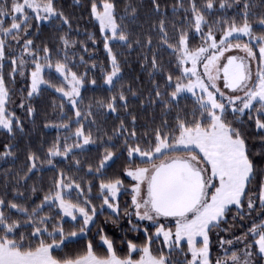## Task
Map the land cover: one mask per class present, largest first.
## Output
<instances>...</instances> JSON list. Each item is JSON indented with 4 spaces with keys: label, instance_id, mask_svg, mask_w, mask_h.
I'll return each mask as SVG.
<instances>
[{
    "label": "snow or ice",
    "instance_id": "obj_1",
    "mask_svg": "<svg viewBox=\"0 0 264 264\" xmlns=\"http://www.w3.org/2000/svg\"><path fill=\"white\" fill-rule=\"evenodd\" d=\"M151 6L161 16L155 48L151 35L144 41L134 38L130 25L135 23L138 6L130 0L119 14L116 0H90L89 16L98 24L110 64V68L101 64L103 83L98 84L95 78L87 79L91 69L74 70L75 52L70 55V50L77 41L70 35L72 23L54 0L0 2V130L10 136L17 129L23 131L21 120L9 108L10 85H15L17 76L29 82L26 97L22 90L20 107L25 99L52 89L61 96V113L66 100L76 117L74 130L70 116L56 125L67 135L62 140L57 134L43 159L28 152L26 170L16 173L11 196L7 191L0 194V264H253V255L264 259V182L258 193L250 190L256 166L242 128L246 118L264 141V12L253 11V0H175L172 15L182 9L183 16L178 28L173 24L176 32L170 36L160 0H151ZM230 9L235 12L229 14ZM43 22L59 24L61 29L67 26L58 36L56 51L62 56L54 58L47 43H35L32 30L38 31ZM197 37L200 42L193 45ZM87 39L96 45L94 34ZM79 43L84 52L89 51L84 41ZM133 45L149 48L151 59L145 54L143 62L150 64V77L160 76L151 80L148 103L159 105L164 118L143 132H138L136 114L128 110V96L137 92L131 86L125 91L115 51L131 50ZM158 50L171 57L167 67L158 60ZM79 63L89 61L81 55ZM91 67H97L95 60ZM86 83L108 95L81 107ZM189 98L193 106L181 114L180 101ZM121 110L129 119L120 115ZM173 110L176 116L170 123L167 115ZM26 111L34 114L31 103ZM112 114L119 123L109 133L97 121ZM93 126L99 135H93ZM98 141L103 149L98 159L82 165L77 150L89 152ZM4 149L0 159L15 156L12 145L5 144ZM257 154L264 155V144ZM119 160H123L119 171L108 176L107 170ZM38 161L53 169L64 161L74 167L60 168L46 191L33 185L26 195L21 182L40 170ZM85 166L88 180L79 175ZM94 180L99 182V207L91 195ZM38 191L43 195L35 197ZM125 194L131 200L121 210L120 196ZM257 200L261 218L242 237H234L244 243L243 253L231 247L233 239L218 236L223 255L213 261L210 234L227 223L234 210L243 219L245 201L247 215L257 211ZM105 206L111 210L105 223L125 233L120 242L126 251L120 254L114 240L99 228L96 235L102 252L91 240L82 252H66L74 238L86 237ZM141 232L142 243L127 235ZM154 244L160 247L154 250ZM175 253L183 260L173 259Z\"/></svg>",
    "mask_w": 264,
    "mask_h": 264
},
{
    "label": "trees",
    "instance_id": "obj_2",
    "mask_svg": "<svg viewBox=\"0 0 264 264\" xmlns=\"http://www.w3.org/2000/svg\"><path fill=\"white\" fill-rule=\"evenodd\" d=\"M2 2V0H0ZM58 9L62 10L65 15H67L72 23L71 37L77 41V46L75 49L70 50V55L72 52H75V62L77 67L74 69L80 73L85 71V68L91 69L88 72L87 79L95 78L98 84H102V73L100 71L101 64L105 68H110V64L107 60V55L103 49L102 39L100 38V33L98 31V24L91 20L89 16L90 11V0H54ZM129 2V0H116L117 3V12L122 13L125 3ZM130 2L136 6H138V13L136 16L135 23L130 25L131 30L135 36H139L141 41L146 40L147 36L151 35L153 39V48L159 42L158 37V22L161 18L160 14L153 11L151 6V0H130ZM175 0H160L161 3V12H166L167 15L165 17L166 26L169 31V35L172 36L175 34L176 29L173 28V24L177 25V28L181 24L183 10H179L176 16L172 15V5ZM256 4V7L253 9L256 13L264 12V0H253ZM235 12V9H230L229 14ZM214 17H209L211 21ZM36 21H33V24H36ZM67 26H64L63 29L59 26V24H40L39 30L37 31L35 28L33 31V39L36 44H44L47 43L49 47L53 49L54 58L57 55L62 56L63 53H57L56 49L60 47V42L58 40V36L62 34V31H66ZM89 33L94 34L97 37L96 45H93L90 40L87 39ZM80 41H84L88 46L89 51L84 52L83 46L79 43ZM199 38L197 37L193 41V45L198 44ZM14 43V42H13ZM16 53L19 54L20 48L19 46H15ZM119 60L122 65V82L124 85L125 91H127L128 87L131 86L136 92L137 95L134 97L129 94V111L133 112L137 116V129L138 132H143L145 127H152L155 124H159L161 120L164 118L159 105H151L148 103L149 100V92L152 91L153 85L151 80L154 78L156 80H160L159 74L155 77L149 76L150 64L143 62V57L145 54L148 55L149 60L151 59V51L147 46H137L133 45V49L129 50L127 48H118L115 49ZM83 55L86 61H89L87 65H80L79 57ZM157 58L161 61L166 67L168 66V62L171 59L167 51H157ZM95 60L97 67L92 69L91 61ZM8 69V61H5V75L7 76ZM172 71H175L174 67L171 68ZM29 82L23 78L17 76L15 85H10L13 91L12 95V103L9 105L10 110L16 113V116L19 117L22 123L23 131L16 130L15 134L10 136L6 133V131L0 130V152H3L4 145L10 144L13 146V150L15 152L14 157H7L4 159H0V194H3L5 191L9 193L11 196V190L13 186L16 185V173H23L26 170L27 154L29 151L37 153L43 159L47 146L57 137V134L60 135V138L63 140V137L67 135V132L63 128H57L56 125L60 124L63 119L67 116L71 117L72 128H75V115L74 111L71 109V106L64 101V113H61L59 109V105L61 103V96L56 93L52 89H48L43 92L42 95L38 97L32 98L30 101L25 99V106L20 107L21 101V93L23 90V95L26 97V89L27 84ZM106 87V86H105ZM83 95V104L81 107L86 106L90 101H93L97 98L107 96L108 93L103 88H94L91 84H85L84 88L81 90ZM141 100L144 101L141 104ZM31 103L32 107L35 109V112L32 116L27 114L26 108L27 105ZM55 105V106H54ZM192 99H182L180 101V108L182 110L181 114L184 111H190L192 108ZM95 111V108L93 109ZM121 116H124L126 119H129L126 114L121 110ZM176 116V111L173 110L170 114L167 115V119L170 123L174 122ZM116 114H112L107 117H99L97 123L101 126V128L107 130L111 133V130L114 125L118 124L119 121L115 118ZM48 125L45 127V125ZM242 128L245 134L248 137V144L250 146V151L252 155V159L256 166V176L250 185V190L253 193H258L259 186L262 182H264V155L257 154L261 151V145L264 144V141H261L259 138V134L257 133L252 122L247 121L245 118V122L242 125ZM93 135H99L96 132L95 126H93ZM107 138L105 137V140ZM71 143V140H69ZM99 141L97 145L91 146L92 150L86 153H80L77 150V158L81 160L82 165H86L87 162L95 163L98 159L99 153L103 151L102 148L99 147ZM59 159V158H58ZM38 167L40 170L36 172L34 175H31V179L27 182H21L20 187L25 191L26 195L31 194L30 189L33 185H35L38 189H43L46 191L52 184L53 179L56 177L57 172L60 168L68 171L69 167H74L73 165H69L67 161L61 162L57 165L56 169H53L52 166L48 164L40 165L38 161ZM123 164V160H119L112 166V168L107 170V175L112 176L114 173L119 171L120 167ZM86 166L79 173L80 176H84L85 180L90 179V177L85 176ZM98 180L93 181V203H95L98 207L100 201L96 199L98 196ZM127 183V181H126ZM7 185V188H5ZM43 195L42 191H38L35 194V197H40ZM34 197V198H35ZM131 197L129 195H121L120 196V207L121 210L127 205L130 204ZM257 202V211L252 212L251 215H247L246 201L244 208V218L240 219V216L235 212V210L229 214L227 218V223H222L220 228L214 229L210 234L211 238V258L214 261L217 256L223 255V250L220 248L218 244V236L231 238L234 240L233 246H231L234 250L239 251L241 254L244 250V243L237 242L234 237H242L243 233H245L248 227L251 226L253 221H259L261 218L259 214L258 200ZM110 212L106 211L103 215H98L96 218V225L91 227V231L87 233L85 238H74V242L70 244L65 251L71 254H76L77 252H82L85 250L86 245L89 240L92 241L94 248L98 252H102L103 249L100 247L99 237L96 235V232L99 228H104L105 233L111 237L116 245V248L120 254H123L126 251V247L124 244H121V239L124 237L125 233L120 229L114 227L111 223H105L106 217ZM236 216V219L232 217ZM147 223V222H144ZM68 225H66V228ZM224 229H228V231H224ZM129 237L136 238L137 243L143 242V235L137 233H128ZM160 247L159 244H154V250ZM229 247V246H225ZM167 251V249H164ZM173 259L183 260V256L179 253H175ZM253 264H263V259H261L257 255H253L251 258Z\"/></svg>",
    "mask_w": 264,
    "mask_h": 264
},
{
    "label": "rangeland",
    "instance_id": "obj_3",
    "mask_svg": "<svg viewBox=\"0 0 264 264\" xmlns=\"http://www.w3.org/2000/svg\"><path fill=\"white\" fill-rule=\"evenodd\" d=\"M46 23H48V22H43V23H41V24H46ZM244 39H247L246 37L244 38ZM235 51V50H234ZM240 55H243V53H239ZM254 67H255V65H254ZM54 74V73H53ZM60 95V94H59ZM71 106V105H70ZM1 131H4V130H1ZM105 210L106 211H108V212H111V210L110 209H107L106 208V206H105ZM264 260V259H263ZM263 264H264V261H263Z\"/></svg>",
    "mask_w": 264,
    "mask_h": 264
}]
</instances>
